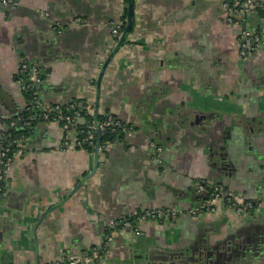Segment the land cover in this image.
Segmentation results:
<instances>
[{
    "label": "crops",
    "instance_id": "0c3cea01",
    "mask_svg": "<svg viewBox=\"0 0 264 264\" xmlns=\"http://www.w3.org/2000/svg\"><path fill=\"white\" fill-rule=\"evenodd\" d=\"M134 3V27L98 83L128 0H0V152L6 132L26 124L22 61L42 69L44 101L84 100L137 127L127 145L110 141L97 153L98 140L63 147L75 127L38 122L0 178V264L94 248L102 256L80 264H264V15L247 16L262 41L243 56L242 24L228 21L222 0ZM222 157L226 171L215 165ZM202 180L255 202L254 211L222 200L212 214H190L205 198ZM168 206L183 213L123 231L108 224Z\"/></svg>",
    "mask_w": 264,
    "mask_h": 264
},
{
    "label": "built area",
    "instance_id": "2783aa9c",
    "mask_svg": "<svg viewBox=\"0 0 264 264\" xmlns=\"http://www.w3.org/2000/svg\"><path fill=\"white\" fill-rule=\"evenodd\" d=\"M4 4L15 3V0H2ZM223 6L226 12V18L229 22H240L242 24V35L240 40V50L243 56H248L252 53L260 44V33L253 30L247 24V16L250 12L256 11V8L261 5L259 0H222ZM80 18H77V22ZM124 22L118 20L112 27V34L114 39L118 40L122 30ZM39 65L35 62L22 61L19 69V81L23 84L24 88L32 90L31 99L29 101V109L36 108L40 110L41 117L45 120H61L65 129L70 130L75 127L76 135L74 139H70L69 136H65L62 144L64 148L70 147H93L96 144L98 137V130L102 133L109 129L110 132H117L122 130L124 134L129 133L133 128L132 124L123 120L119 116L109 111H103L98 114L102 118H93L92 107L84 100H72L68 103H48L44 101L35 89L41 81ZM86 117V123L84 126H78V120L80 117ZM89 117V118H88ZM25 123L30 124L31 121L27 120ZM15 126V121L11 122L10 128ZM5 141L0 152V178L3 179L7 169L14 162V158L17 154L22 155L24 153V139L25 136L16 137L13 130H8L5 134ZM122 141V140H119ZM103 143V144H102ZM100 147L105 149L109 141L102 142ZM151 147L157 151L161 150V146L155 142H151ZM207 183L202 180L199 181L197 190L201 193L207 192ZM211 189L208 190V196L203 198L200 207L189 211L192 215H205L212 214L216 211L217 205L220 201H227L234 206L238 212H248L253 210L255 202L245 201L240 195L227 191L220 183H212ZM1 194V188H0ZM183 211L178 207H159V208H147L141 210L134 218H124L123 221H109V225L112 227L117 226L119 230L134 229L136 228L135 222L152 220L161 224L169 220L176 219ZM111 239V235L108 236ZM102 253L99 249H89L85 251L83 256L77 257L74 254L69 255L67 258L58 259L53 263L48 264H80L81 262H87L93 259H99Z\"/></svg>",
    "mask_w": 264,
    "mask_h": 264
},
{
    "label": "water",
    "instance_id": "95a60500",
    "mask_svg": "<svg viewBox=\"0 0 264 264\" xmlns=\"http://www.w3.org/2000/svg\"><path fill=\"white\" fill-rule=\"evenodd\" d=\"M134 7H135L134 0H128L127 14H126V20H125L124 29L121 32L116 44L114 45L112 52L108 55L107 59L104 61L103 65L101 67V71H100V75H99V82L98 83H100V80H101V78L103 76V73H104L103 71H104L106 65L110 62V60L112 59V57L115 54V52L119 49V47L122 46L124 43H126L128 34L132 31V29L134 27V19H135V16H134L135 9H134ZM97 111H98V106L96 105L95 112L93 113V118L94 119H98ZM82 120L85 121L86 118L82 117ZM197 121H199V116H197L196 119L194 121H192V123L193 122L195 123ZM130 124H132V123H130ZM21 125H23V121H22V119H19L18 120V126H21ZM136 129H137V127L134 124L133 128L131 129V131L129 133L124 134L123 141H118V143H124L125 145H127L129 140H130V137H132L134 135ZM101 141H102V131L98 130V141H97V145H96V152L97 153L99 152V146L101 144ZM153 151L156 152V149H153ZM215 165L220 170L226 171V170L229 169V163H227V161L223 157L218 159L216 161ZM2 197H3V194H2ZM253 211L254 210H251L250 212H253ZM114 227L116 228L117 226H114ZM115 230H117V229H115ZM124 230H126V229H124ZM112 233H114V232H112Z\"/></svg>",
    "mask_w": 264,
    "mask_h": 264
},
{
    "label": "trees",
    "instance_id": "16d2710c",
    "mask_svg": "<svg viewBox=\"0 0 264 264\" xmlns=\"http://www.w3.org/2000/svg\"><path fill=\"white\" fill-rule=\"evenodd\" d=\"M256 11H258L259 14L264 15V5L261 3V5L256 8ZM39 72H40V77L42 79H44V73H43L41 68H39ZM33 90H36V88ZM31 92H32V90H28V93H27V95H28L27 100L28 101L30 100L31 95L29 93H31ZM29 105L30 104L27 105L26 109L22 113V116H23L25 122L27 120H30L31 123L30 124L26 123L21 129H18L17 127L13 128V133L16 137H21V136L27 137V136L31 135L33 133V129H34L35 125H37V123L40 122L41 120H44L40 115L41 114L40 110H38L36 108H32V107L29 109ZM98 117L102 118L100 115ZM80 126H84V124L80 125ZM123 138H124V132H122V130H118L117 132H110L108 129L107 131L102 133L101 143L105 142V141H112V140L119 141V140H122ZM97 140H98V137H97ZM207 185H208L207 186L208 190H210L211 189V186H209L210 184L207 183ZM208 190H207V192L206 191L204 192L205 197L208 196Z\"/></svg>",
    "mask_w": 264,
    "mask_h": 264
},
{
    "label": "rangeland",
    "instance_id": "374dc122",
    "mask_svg": "<svg viewBox=\"0 0 264 264\" xmlns=\"http://www.w3.org/2000/svg\"><path fill=\"white\" fill-rule=\"evenodd\" d=\"M260 3H261V2H260ZM248 16H249V15H248ZM235 23H239V22H235ZM239 24H240V23H239ZM112 141H114V140H112ZM122 141H123V139H122ZM106 142H107V141H106ZM109 142H110V141H109ZM102 144H103V143H102ZM102 144H100V146H101ZM100 146H99V151H100V150H103V147H100Z\"/></svg>",
    "mask_w": 264,
    "mask_h": 264
},
{
    "label": "flooded vegetation",
    "instance_id": "af4514ba",
    "mask_svg": "<svg viewBox=\"0 0 264 264\" xmlns=\"http://www.w3.org/2000/svg\"><path fill=\"white\" fill-rule=\"evenodd\" d=\"M130 229V228H129Z\"/></svg>",
    "mask_w": 264,
    "mask_h": 264
}]
</instances>
